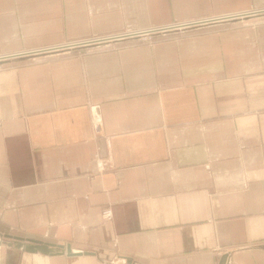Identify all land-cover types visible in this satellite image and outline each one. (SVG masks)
<instances>
[{
    "label": "crops",
    "instance_id": "crops-1",
    "mask_svg": "<svg viewBox=\"0 0 264 264\" xmlns=\"http://www.w3.org/2000/svg\"><path fill=\"white\" fill-rule=\"evenodd\" d=\"M263 8L0 0V264H264Z\"/></svg>",
    "mask_w": 264,
    "mask_h": 264
},
{
    "label": "water",
    "instance_id": "water-1",
    "mask_svg": "<svg viewBox=\"0 0 264 264\" xmlns=\"http://www.w3.org/2000/svg\"><path fill=\"white\" fill-rule=\"evenodd\" d=\"M14 244L18 248H23L30 252H42L47 255H57L67 253L68 255H78L80 252L73 251L70 244H58L47 242L39 239L23 238L16 236L14 237Z\"/></svg>",
    "mask_w": 264,
    "mask_h": 264
},
{
    "label": "rangeland",
    "instance_id": "rangeland-1",
    "mask_svg": "<svg viewBox=\"0 0 264 264\" xmlns=\"http://www.w3.org/2000/svg\"><path fill=\"white\" fill-rule=\"evenodd\" d=\"M259 11H264V8L263 9H251V10H247V11H243V12H240V13H242V14H238L237 15V18H239V17H243V18H241L240 20H236V21H240L241 22V25H243V24H247V22H248V20L247 19H250V15H252V13L251 12H259ZM244 16H246V17H244ZM253 17V16H252ZM231 18V17H230ZM233 18V17H232ZM211 21H213L214 19H210ZM245 20H247V21H245ZM201 21V20H200ZM202 21H205V20H202ZM211 21H208V23H211ZM251 23H250V25L251 24H253V21H250ZM257 22V21H256ZM195 23H198L199 25H201V24H206L205 22H199V21H194V20H189V21H179V22H177V23H174V24H172V25H169L170 27H174V28H176V30L177 29H181V28H185V27H189V26H191V25H196ZM186 25V26H185ZM168 26V25H167ZM197 26H195V28H196ZM199 27H205V26H199ZM154 28H157V27H154ZM158 28H164V27H158ZM195 28H193V29H195ZM149 29H153V28H149ZM145 30H148V29H145ZM168 30H173V29H168ZM144 31V30H143ZM156 32H159V31H156ZM124 33H131V32H124ZM132 36H134V37H140V36H138V35H131V36H127V37H124V38H122V39H120V40H123V39H126V38H130V37H132ZM105 37V36H104ZM98 38H102V37H97V39ZM162 38H164V37H161V36H159V35H155V33L153 34V35H151V36H148V38H144V37H141L140 38V42H143V43H153V42H157V41H159L160 39H162ZM112 41H114V40H109L108 42H112ZM115 41H117V40H115ZM76 43H78V42H76ZM64 49V48H63ZM4 67L2 66V64H1V69H3Z\"/></svg>",
    "mask_w": 264,
    "mask_h": 264
},
{
    "label": "bare ground",
    "instance_id": "bare-ground-1",
    "mask_svg": "<svg viewBox=\"0 0 264 264\" xmlns=\"http://www.w3.org/2000/svg\"><path fill=\"white\" fill-rule=\"evenodd\" d=\"M252 13V12H251ZM253 13H255V12H253ZM221 18H226V16H224V17H221ZM229 18V17H228ZM215 20H218V19H214L213 21H215ZM208 21H211L210 19H208V20H205V21H199V22H205V23H208ZM186 26V25H185ZM174 29V27L172 28V27H166V28H153V29H148V31L147 30H144L145 31V33L142 31V32H139V33H133V34H128V33H120V34H117V35H115L114 37H117V36H120L119 38H108V37H111V36H105V37H102V38H93V39H90V40H86V41H82V42H78V43H83L84 45L85 44H94V43H105V42H108L109 40H120V39H122V38H124V37H127V36H131V35H138V36H142L143 35V33H144V35L148 32L149 34H154L156 31H160L161 29ZM147 33V34H148ZM122 34H124V35H122ZM75 45H79V44H75ZM82 45V44H81ZM31 54V53H30ZM4 55H1V57H0V60H2V59H4V58H6V57H3ZM76 264V263H75Z\"/></svg>",
    "mask_w": 264,
    "mask_h": 264
},
{
    "label": "built area",
    "instance_id": "built-area-1",
    "mask_svg": "<svg viewBox=\"0 0 264 264\" xmlns=\"http://www.w3.org/2000/svg\"><path fill=\"white\" fill-rule=\"evenodd\" d=\"M148 31V30H147ZM140 32H142V31H140ZM144 33H145V31H143ZM144 33H143V35L142 36H140V38L141 37H144V38H148V36H151V35H153V34H149L148 32V34L146 33L145 35H144ZM125 34V33H124ZM124 34H122V35H124ZM128 34H133V33H128ZM115 35H112L111 37H108V38H119L120 36H117V37H114ZM75 44H83V43H72V44H66V46H71V45H75ZM97 161H98V165H99V167L101 168V169H104L105 168V165H106V161H104L103 159H100L99 158V155H97ZM103 216L106 218V219H111L112 218V216H113V211H112V209L111 208H106V209H104L103 210Z\"/></svg>",
    "mask_w": 264,
    "mask_h": 264
}]
</instances>
